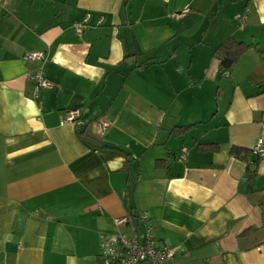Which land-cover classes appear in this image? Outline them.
<instances>
[{
  "label": "crops",
  "instance_id": "obj_1",
  "mask_svg": "<svg viewBox=\"0 0 264 264\" xmlns=\"http://www.w3.org/2000/svg\"><path fill=\"white\" fill-rule=\"evenodd\" d=\"M229 37L250 48L223 68ZM33 51L52 83L37 99ZM258 51L264 0L0 3V264H102L99 233L140 211L169 264H264V154L230 155L264 147Z\"/></svg>",
  "mask_w": 264,
  "mask_h": 264
},
{
  "label": "built area",
  "instance_id": "obj_2",
  "mask_svg": "<svg viewBox=\"0 0 264 264\" xmlns=\"http://www.w3.org/2000/svg\"><path fill=\"white\" fill-rule=\"evenodd\" d=\"M9 0H0V3H6ZM187 12L184 8L171 14L175 19H179ZM248 10L243 15H237L238 19H245ZM87 18L83 19L86 22ZM77 32H81L84 23L75 22L73 24ZM25 59L37 63L31 73L33 80V98L37 99L41 89H50L52 83L48 81L43 74L44 56L42 52L33 51L26 54ZM60 123L75 124L78 128L84 127L81 114L76 109H66L60 115ZM108 123L98 121L94 124L95 132L99 135L105 131ZM185 148H182V152ZM252 153L263 155L264 147L259 140L251 148ZM117 227L123 226V230L115 232H100L98 260L102 264H141L148 262L150 264H169L174 256L175 249L168 244L159 243L155 228L150 223L149 217L144 211L136 212L135 215L127 214L115 220Z\"/></svg>",
  "mask_w": 264,
  "mask_h": 264
},
{
  "label": "trees",
  "instance_id": "obj_3",
  "mask_svg": "<svg viewBox=\"0 0 264 264\" xmlns=\"http://www.w3.org/2000/svg\"><path fill=\"white\" fill-rule=\"evenodd\" d=\"M250 48V45H246L242 42H237L233 38L229 37L225 39L222 43L218 44L214 48V55L217 57V59L220 61V65L223 68H230L237 59ZM261 55H264L262 52L258 51ZM192 126H183V127H176L175 130H173V133L175 134H183L185 131H187ZM80 134V133H79ZM108 147V146H106ZM109 149H117L123 152V150L117 148V147H108ZM198 150L201 151H211L216 152L218 150L217 144H198L196 146ZM252 151L250 149L232 146L230 148V155L240 159V160H246L250 155ZM126 154V153H125ZM255 163H258V159L255 160ZM155 167L163 168L166 167V164L163 159H157L154 163ZM248 172L250 173V170L247 168ZM132 215H135V213H130Z\"/></svg>",
  "mask_w": 264,
  "mask_h": 264
}]
</instances>
